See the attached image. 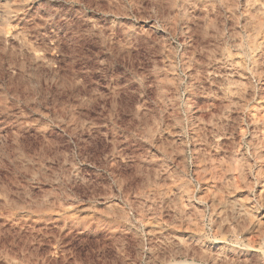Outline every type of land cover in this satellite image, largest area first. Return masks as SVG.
I'll use <instances>...</instances> for the list:
<instances>
[{"label": "rangeland", "instance_id": "1", "mask_svg": "<svg viewBox=\"0 0 264 264\" xmlns=\"http://www.w3.org/2000/svg\"><path fill=\"white\" fill-rule=\"evenodd\" d=\"M264 264V0H0V264Z\"/></svg>", "mask_w": 264, "mask_h": 264}, {"label": "bare ground", "instance_id": "2", "mask_svg": "<svg viewBox=\"0 0 264 264\" xmlns=\"http://www.w3.org/2000/svg\"><path fill=\"white\" fill-rule=\"evenodd\" d=\"M198 264V263H197Z\"/></svg>", "mask_w": 264, "mask_h": 264}]
</instances>
